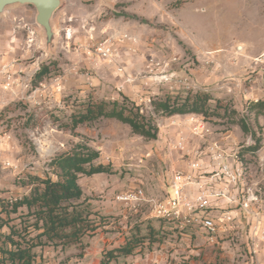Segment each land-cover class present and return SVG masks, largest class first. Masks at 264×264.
Returning a JSON list of instances; mask_svg holds the SVG:
<instances>
[{
	"label": "rangeland",
	"instance_id": "obj_1",
	"mask_svg": "<svg viewBox=\"0 0 264 264\" xmlns=\"http://www.w3.org/2000/svg\"><path fill=\"white\" fill-rule=\"evenodd\" d=\"M36 13L30 4L0 13V246L10 226L21 228L35 220L26 215V207L9 213L12 202L29 195L37 177L57 179L52 164L56 156L88 146L100 153L94 163L112 170L78 180L80 201L86 199L100 227L85 234L80 244L51 246L52 257H43L50 246L38 247V264L81 258L87 240L98 232L113 247L101 246L87 264H110L106 252L129 238L138 244L136 254L168 245V264H264V237L253 242L248 218L242 219L241 233L219 234L213 244L189 224L181 229L189 235L184 241L178 231L163 228L165 221L154 215L151 202L117 200L138 187L148 199H163L171 191L172 169L185 167L193 158L189 152H201L220 139L223 145L245 149L242 186L257 190L254 207L264 219V111H247L249 100L264 99V79L249 72L253 58L264 52V0H62L52 20L54 40L48 43ZM103 43L111 45V55L99 50ZM44 66L47 73L37 77ZM198 91L211 94L212 109L218 104L211 115L152 111L154 99ZM125 98L152 112L159 127L156 139L115 118L72 128L71 115L90 100ZM242 117L253 132L238 124ZM199 124L213 133L194 135ZM180 137H185L183 150L177 147ZM258 138L261 147L246 150ZM218 204L215 213L221 214L226 204ZM154 227L162 232H150ZM54 258L56 263L50 261Z\"/></svg>",
	"mask_w": 264,
	"mask_h": 264
},
{
	"label": "trees",
	"instance_id": "obj_2",
	"mask_svg": "<svg viewBox=\"0 0 264 264\" xmlns=\"http://www.w3.org/2000/svg\"><path fill=\"white\" fill-rule=\"evenodd\" d=\"M47 71V66H44L37 77L41 78ZM212 99L211 94L200 91L185 96L167 95L165 98L152 101V111L167 116L187 113L207 116L219 107L217 104L212 109L210 104ZM250 109L257 113L263 112L264 99L249 100L247 111L250 112ZM71 117L72 128L104 117L120 120L131 126L134 132L148 139H156L159 133L158 125L153 122L152 112L143 110L134 102L129 103L127 98L122 102L90 100ZM238 124L244 132H253L247 117L239 118ZM261 145L262 139L258 138L256 144L246 150L255 152ZM99 157L100 153L88 146L56 156L52 164L57 170V179L52 176L37 177L38 184L33 187L31 193L12 202V210L9 213L18 212L21 207H26L28 210L26 215L34 217L35 220L21 228L10 226L11 231L3 236L4 240L0 246V264H38L36 262L38 247H69L80 244L85 234L97 231L100 224L92 217L93 210L89 203L86 204V199L80 201L83 197V189L78 180L80 175L90 176L112 171L110 166L94 163ZM158 220L167 221L161 218ZM2 225L0 224V229ZM31 227L37 231L34 236H31ZM152 231L162 232L155 227L150 229V232ZM153 240L150 238V242ZM137 245L134 238H129L126 243L109 249L106 252V260L111 262L118 257L134 255ZM101 264H104V261Z\"/></svg>",
	"mask_w": 264,
	"mask_h": 264
},
{
	"label": "built area",
	"instance_id": "obj_3",
	"mask_svg": "<svg viewBox=\"0 0 264 264\" xmlns=\"http://www.w3.org/2000/svg\"><path fill=\"white\" fill-rule=\"evenodd\" d=\"M99 50L105 55L112 54V47L107 43L99 46ZM249 72L264 79V52L253 58ZM192 118L199 120L196 114ZM192 133L203 136L213 133V130L199 124L194 126ZM185 143V137H180L177 147L183 150ZM242 147L234 148L223 145L220 139L214 140L201 152H189L193 158L186 161L185 167L172 169L168 182L171 191L163 199H148L144 190L138 187L119 194L117 200L126 203L151 202L156 217L174 221L182 229L189 224L194 225L207 233L213 243L219 234L241 233L242 219L248 218L253 242L261 240L264 237V219L261 211L254 207L259 202V195L254 187L242 186L246 174L241 158ZM220 202L226 207L221 214H216ZM255 248L252 253H256Z\"/></svg>",
	"mask_w": 264,
	"mask_h": 264
},
{
	"label": "crops",
	"instance_id": "obj_4",
	"mask_svg": "<svg viewBox=\"0 0 264 264\" xmlns=\"http://www.w3.org/2000/svg\"><path fill=\"white\" fill-rule=\"evenodd\" d=\"M258 94V93H256ZM168 188V186H167ZM163 228H167L169 229L171 232H175L178 231V233L180 235L185 236V238H183L184 241H188V237L189 235L185 234L183 231L182 232V228L178 227L177 224L175 222H169V221H165V224L163 225ZM179 228V229H178ZM182 229V230H181ZM187 230V229H185ZM196 233H199L200 236H202V238L204 239L203 241H208L209 244H211L212 242L204 236V234H206L202 229L200 230H195ZM188 238V239H187ZM207 239V240H206ZM213 244V243H212ZM173 245V243L171 244ZM102 246V248H104L105 246L107 247H113V245H107V241L105 240V237L103 236V234L101 233H97L95 234L92 238H89L87 240V246L84 249V255L81 258H74L71 257L70 259H68V261L64 264H87V261L89 260V258L92 257V254H98L97 249L100 248ZM168 245H161L160 249H158V251H154V252H146V253H138V254H134V255H130L127 257H118L117 259H114V261H111L110 264H114V262L116 264H168V254L166 253V251H164V248H167ZM48 248V250L46 249L44 251L43 257H46L48 255H50V257H52V247H46ZM64 249L62 247H53V249ZM37 253H39V255L36 258V262L39 263L42 255L41 253V249L37 250ZM60 251V250H59ZM72 251H67L66 254L67 255H72ZM61 256H63V252H61L59 259H61ZM51 262L56 263L58 261V258H54V259H50ZM89 264V263H88ZM92 264H101V261H95Z\"/></svg>",
	"mask_w": 264,
	"mask_h": 264
},
{
	"label": "water",
	"instance_id": "obj_5",
	"mask_svg": "<svg viewBox=\"0 0 264 264\" xmlns=\"http://www.w3.org/2000/svg\"><path fill=\"white\" fill-rule=\"evenodd\" d=\"M61 3L62 0H0V13H4L8 7L13 5H33L37 11L36 22L45 30L48 43L54 40L55 30L52 20Z\"/></svg>",
	"mask_w": 264,
	"mask_h": 264
},
{
	"label": "bare ground",
	"instance_id": "obj_6",
	"mask_svg": "<svg viewBox=\"0 0 264 264\" xmlns=\"http://www.w3.org/2000/svg\"><path fill=\"white\" fill-rule=\"evenodd\" d=\"M242 46H241V48L240 49H242L243 48V44H241Z\"/></svg>",
	"mask_w": 264,
	"mask_h": 264
}]
</instances>
